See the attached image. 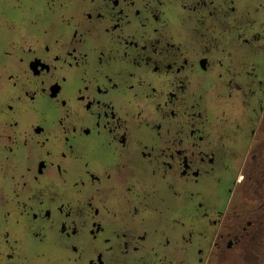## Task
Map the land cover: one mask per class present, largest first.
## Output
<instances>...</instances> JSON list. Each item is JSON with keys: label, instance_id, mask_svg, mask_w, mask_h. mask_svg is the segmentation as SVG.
<instances>
[{"label": "flooded vegetation", "instance_id": "1", "mask_svg": "<svg viewBox=\"0 0 264 264\" xmlns=\"http://www.w3.org/2000/svg\"><path fill=\"white\" fill-rule=\"evenodd\" d=\"M0 24V264H264V0Z\"/></svg>", "mask_w": 264, "mask_h": 264}, {"label": "rangeland", "instance_id": "2", "mask_svg": "<svg viewBox=\"0 0 264 264\" xmlns=\"http://www.w3.org/2000/svg\"><path fill=\"white\" fill-rule=\"evenodd\" d=\"M27 13V12H26ZM2 15H5V16H12L14 17L15 16V19L18 20L20 22V24H22V20H23V17H22V13H17V12H10V11H5L3 13H1ZM26 23V22H25ZM2 24H0V35L4 36L7 34V32H10L7 30V28H4V26H1ZM16 34H19V33H16Z\"/></svg>", "mask_w": 264, "mask_h": 264}]
</instances>
